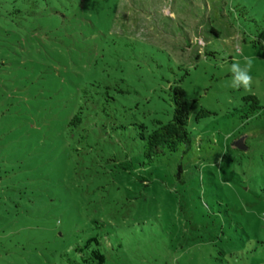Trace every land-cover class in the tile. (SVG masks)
Returning <instances> with one entry per match:
<instances>
[{"label":"rangeland","instance_id":"1","mask_svg":"<svg viewBox=\"0 0 264 264\" xmlns=\"http://www.w3.org/2000/svg\"><path fill=\"white\" fill-rule=\"evenodd\" d=\"M61 1L0 2V264H85L75 249L92 238L104 264H264V118L235 112L247 95L264 106V0ZM60 12L72 37L56 35ZM244 57L251 91L231 87ZM172 84L191 106L188 149L131 166L146 182L73 175L71 151L100 154L105 128L167 122ZM88 91L116 100H95L74 130ZM201 108L212 115L197 122Z\"/></svg>","mask_w":264,"mask_h":264},{"label":"trees","instance_id":"2","mask_svg":"<svg viewBox=\"0 0 264 264\" xmlns=\"http://www.w3.org/2000/svg\"><path fill=\"white\" fill-rule=\"evenodd\" d=\"M36 1L40 3V0ZM43 1L46 2L45 4L47 5L49 3V8L51 7L50 5L52 0H42L41 4H43ZM55 1H59L63 7V1ZM69 1L71 2L70 5L73 7V1L75 0ZM54 12L59 14L58 10H55ZM60 15L63 20L70 19L66 13L60 12ZM62 18H59L57 21V27H61L57 29L59 32H57L56 35L65 33L63 30L64 26L67 31L66 34L72 37V35L75 33L73 24L68 20L63 21ZM76 34L78 35V33ZM86 93L82 97V102L78 106V111L73 115L69 123V126L73 127L74 130H79L81 128V125L84 123V109H89L94 105L96 106L95 100L98 104L103 102L104 106H109L110 101L116 100V98L112 97L111 93L108 91H98L96 93L88 91ZM168 93L170 102L173 106V111L172 117L167 122L153 118L149 122L145 123L144 121H139L136 119L133 124L128 125L133 129L129 134L126 135L119 133L116 131L117 129L115 130V128L112 129V132L116 133L117 135H113L112 133L108 134L107 128H105L104 132L102 133L103 135H101L107 144V147L102 148L100 154L78 148L71 151L70 160L72 164L75 163L77 166L75 167L72 164L70 165V167H72L71 171H73V175H77L83 179L82 173H84L89 178H95L96 175L106 176L112 173L113 176H127L129 177L128 180L135 177L140 179L142 182H146L145 179H143L140 175L135 174L134 169L140 170L139 167L145 168L146 166H154L157 163H161V161L166 157L180 151L183 147L188 149L191 144V106L186 99V94L182 86L172 84L169 86ZM98 95H101L102 97L96 99L95 97ZM243 103L244 105L242 108L235 109V112L242 114L240 119L243 121L245 126L249 125L252 121L264 118V106L258 96L247 95L243 98ZM210 115H212L211 111L207 110L206 108H201L194 119L198 122L201 119L209 117ZM244 120L246 122H244ZM123 129H125V127ZM106 135L107 138L105 137ZM79 136V143L82 139L87 138V136L82 132ZM123 136H126V139H129L131 142H135L137 144L138 151L136 153L138 154V157L134 158L129 152L125 151V146L123 143H120L121 138H119ZM127 136H129V138ZM241 138H244V136L239 135L237 139L240 140ZM245 145L248 149L240 150L235 146V143L233 144L239 153L250 150L251 145L248 144V138H245ZM131 166H133L134 169H132ZM182 174L183 171L181 167H179L176 177L181 180ZM94 220L96 221V219ZM96 222L100 221L97 220ZM226 243L227 245L230 243L233 245L234 241L228 240ZM75 252L79 257L82 258L83 263L85 264L105 263V256L101 254L99 242L95 238L88 240L83 245H77ZM67 256L68 254L62 255V257ZM67 258L70 264H79L69 256Z\"/></svg>","mask_w":264,"mask_h":264},{"label":"clouds","instance_id":"3","mask_svg":"<svg viewBox=\"0 0 264 264\" xmlns=\"http://www.w3.org/2000/svg\"><path fill=\"white\" fill-rule=\"evenodd\" d=\"M167 14V12H166ZM253 64L252 58L244 57V67L240 66L239 62H234L231 65L233 74L231 87L239 89L241 86L247 91H251L252 77L248 74Z\"/></svg>","mask_w":264,"mask_h":264},{"label":"water","instance_id":"4","mask_svg":"<svg viewBox=\"0 0 264 264\" xmlns=\"http://www.w3.org/2000/svg\"><path fill=\"white\" fill-rule=\"evenodd\" d=\"M235 146L240 150H247L248 148L245 145V137L241 138L239 141H236Z\"/></svg>","mask_w":264,"mask_h":264}]
</instances>
